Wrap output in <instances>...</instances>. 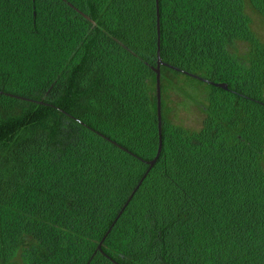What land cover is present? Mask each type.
I'll use <instances>...</instances> for the list:
<instances>
[{
  "label": "trees",
  "instance_id": "1",
  "mask_svg": "<svg viewBox=\"0 0 264 264\" xmlns=\"http://www.w3.org/2000/svg\"><path fill=\"white\" fill-rule=\"evenodd\" d=\"M158 12L161 81L206 103L149 168L156 1L0 0V264H264V43L244 0Z\"/></svg>",
  "mask_w": 264,
  "mask_h": 264
},
{
  "label": "rangeland",
  "instance_id": "2",
  "mask_svg": "<svg viewBox=\"0 0 264 264\" xmlns=\"http://www.w3.org/2000/svg\"><path fill=\"white\" fill-rule=\"evenodd\" d=\"M244 11L250 18L249 26L251 31L259 41L264 43V15L256 11L249 0H244ZM236 47L241 53H244L247 45L245 42H238ZM184 78L185 82L189 83L193 88L190 86L185 87L182 84ZM161 83L164 84L163 88L161 86V106L163 103L162 113L166 120L190 130L199 129L204 115L201 105L206 103L203 100L205 99V94L203 90L199 91V89H202L205 85L185 75L178 76L177 78H166ZM150 85L151 93L154 97V78L150 81Z\"/></svg>",
  "mask_w": 264,
  "mask_h": 264
},
{
  "label": "water",
  "instance_id": "3",
  "mask_svg": "<svg viewBox=\"0 0 264 264\" xmlns=\"http://www.w3.org/2000/svg\"><path fill=\"white\" fill-rule=\"evenodd\" d=\"M156 1V32H157V64L154 68L155 72V91H156V113L158 119V146L157 151L152 160L149 161L150 167L156 162L162 148V106H161V72H160V65L162 63L160 55H159V46H160V31H159V12H158V0ZM217 86L222 88H227L225 83H216ZM110 230V229H109ZM108 230V232H109ZM107 232V233H108ZM103 241V240H102ZM101 241V242H102ZM99 250L101 251V244L98 246Z\"/></svg>",
  "mask_w": 264,
  "mask_h": 264
}]
</instances>
